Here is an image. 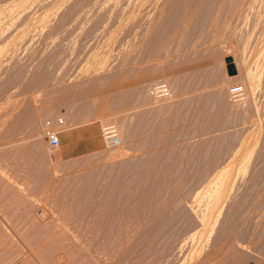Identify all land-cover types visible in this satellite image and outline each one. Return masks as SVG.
Here are the masks:
<instances>
[{"label":"rangeland","instance_id":"374dc122","mask_svg":"<svg viewBox=\"0 0 264 264\" xmlns=\"http://www.w3.org/2000/svg\"><path fill=\"white\" fill-rule=\"evenodd\" d=\"M160 79L163 100L150 93ZM237 82L246 97L234 103ZM200 92L216 112L190 110ZM179 93L193 116L184 135L198 139L162 130ZM59 117L62 132L96 127L102 147L60 159L63 142L46 137ZM4 258L264 264V0H0Z\"/></svg>","mask_w":264,"mask_h":264},{"label":"crops","instance_id":"0c3cea01","mask_svg":"<svg viewBox=\"0 0 264 264\" xmlns=\"http://www.w3.org/2000/svg\"><path fill=\"white\" fill-rule=\"evenodd\" d=\"M185 92H194L195 89H183ZM173 94V93H172ZM182 93L177 94L174 100L170 101L167 105L168 115L161 117L162 130L168 128L171 131L170 136L166 131L165 135L167 139H198L197 136L185 137L184 126L186 120H193V116L190 118L186 117L185 112L188 104L181 99ZM192 95L198 96L196 101L190 103L191 111H204V112H216L217 102L213 99L212 93H193ZM200 96H203L200 98ZM164 128V129H163ZM96 127L90 126L89 124H79L72 126L64 130L60 135V141L63 142V150L60 152V159H72L80 157L86 154H90L99 150L103 141L100 135H97L95 131ZM202 139H212L208 136ZM0 264H15L13 260L4 258L0 261ZM17 264V263H16ZM20 264H28V262H21Z\"/></svg>","mask_w":264,"mask_h":264},{"label":"built area","instance_id":"2783aa9c","mask_svg":"<svg viewBox=\"0 0 264 264\" xmlns=\"http://www.w3.org/2000/svg\"><path fill=\"white\" fill-rule=\"evenodd\" d=\"M150 93L153 98L163 100L171 97L172 90L170 84L167 81L160 79L155 81L151 85ZM228 95L229 99L234 103L243 101L246 97V88L244 84L239 82L232 83L228 87ZM64 122L65 119L63 117H59L58 119H51L49 122L53 125V127L51 129H48L46 137L50 146L53 148H56L60 145V134L62 133V129L59 128V126L64 124ZM102 132L103 140L107 148L115 149L121 145L119 131L114 123H106L102 129Z\"/></svg>","mask_w":264,"mask_h":264},{"label":"water","instance_id":"95a60500","mask_svg":"<svg viewBox=\"0 0 264 264\" xmlns=\"http://www.w3.org/2000/svg\"><path fill=\"white\" fill-rule=\"evenodd\" d=\"M226 64H227V72L229 75L234 76L238 74V68L234 62L233 56H227L225 58Z\"/></svg>","mask_w":264,"mask_h":264},{"label":"bare ground","instance_id":"6f19581e","mask_svg":"<svg viewBox=\"0 0 264 264\" xmlns=\"http://www.w3.org/2000/svg\"><path fill=\"white\" fill-rule=\"evenodd\" d=\"M229 75V74H228ZM238 75V74H237ZM230 77H233V76H231V75H229ZM234 76H236V75H234ZM119 131V130H118ZM119 136H120V134H119ZM122 137V136H121ZM121 139V138H120ZM121 145H122V142H121ZM121 145L120 146H118L117 148H115V149H112V152L113 151H116L117 150V152H118V149L121 147ZM57 148V147H56ZM122 149V148H121ZM121 149H119V150H121ZM109 151H111V150H109ZM121 152V151H120ZM114 157H116V156H114Z\"/></svg>","mask_w":264,"mask_h":264}]
</instances>
